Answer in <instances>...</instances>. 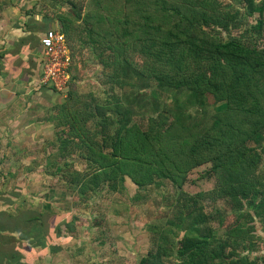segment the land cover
<instances>
[{"label": "trees", "instance_id": "16d2710c", "mask_svg": "<svg viewBox=\"0 0 264 264\" xmlns=\"http://www.w3.org/2000/svg\"><path fill=\"white\" fill-rule=\"evenodd\" d=\"M93 1L96 9L85 14V47L95 50L100 45L110 52L105 64L112 68L113 84L121 94L101 105L91 107L92 103H87L77 112L71 106L74 98H67L61 105L58 119L71 136L63 145L76 143L81 150L78 158L95 168L91 174L77 175L73 184L87 193L103 183L120 190L126 178L138 188L165 180L172 183L180 193L183 208L178 227L182 230L190 222L197 235L181 242L173 262H166L158 254L153 264H257L237 250L228 252L230 243L238 246L236 241L219 239L209 225L202 226L210 220L199 212L197 197L204 193L192 196L184 187L194 169L208 165L209 175L217 179L211 196L239 210L247 201L254 213L249 214L250 219L263 216L264 222V198L256 203L252 195L260 193L261 188L260 179L256 180L259 155L247 144L264 130V44L248 46L235 37L219 40L197 32L202 25L213 23L229 29V21L233 22L236 14H229L218 2L209 5L208 0H110L106 5L102 0ZM242 1L249 11L246 15H254L257 0ZM259 10L264 13V8ZM208 11L213 14L208 15ZM67 42L71 47L68 39ZM133 50L143 56L142 62L135 60ZM150 81L156 83L162 98L168 92L174 106L169 115L160 112L158 120L150 118L144 128L133 117L137 115L135 105ZM72 83L71 79L66 93ZM184 93L189 95L188 104L181 103L176 95ZM206 94L214 97L215 105L220 104L208 126L195 122L187 108L196 105L205 109ZM159 105L156 103L155 113ZM109 112L118 116L112 133L107 131ZM92 120L95 124L101 122L104 129L91 130L88 123ZM43 208L22 210L17 206L10 218L28 231L32 242L43 243L46 248L50 230L45 217L49 208ZM5 210L3 213L8 215ZM71 224H66L70 232L74 230ZM253 229L252 221L248 224L238 220L226 237L248 240ZM56 231L52 240L56 245L51 248L54 253L60 251L57 242L73 239Z\"/></svg>", "mask_w": 264, "mask_h": 264}, {"label": "rangeland", "instance_id": "374dc122", "mask_svg": "<svg viewBox=\"0 0 264 264\" xmlns=\"http://www.w3.org/2000/svg\"><path fill=\"white\" fill-rule=\"evenodd\" d=\"M108 1L102 0V3L109 5ZM217 2L229 14H236L233 22L229 21V29L224 30L221 25L213 23L210 26L202 25L197 32L219 40L235 37L248 46L264 44V13L259 10V7L261 10L264 8V0H257L258 10L252 16L246 15L249 11L243 6L242 0H208L209 5ZM96 6L93 0H28V6L24 9L26 15H39L40 19L49 22L47 30L64 32L71 43L69 49L73 68L70 79L73 83L69 92H73L71 95L69 92H54L50 100L44 101L43 110H38L35 117L38 120L37 129L31 127L25 132L27 140L33 143L26 141L21 146L31 161H21L22 173L5 177L7 185L2 186L0 183V188L7 187L6 197L14 202L9 206L11 211H15L18 205L22 210L42 211L43 207L49 208L46 211L49 214L45 217L46 228L50 230L47 247L39 244L29 247L27 253L34 250V254L28 256V261L33 260L31 264H153L158 254L163 255L166 262H173L181 242L197 234L191 230L190 222L182 230L178 227L177 221L183 208L179 203L180 193L172 183L165 180L159 185L138 188L126 178L120 190L103 183L99 189L87 193L80 192V186L73 184L77 175L91 174L95 168L78 158L81 150L76 143L63 145L66 140H71V136L58 119L61 105L67 98L71 97V101L74 98L71 106L77 112L87 103H92L91 107L101 105L121 94L120 88L113 84L112 68L105 64L110 52L100 45L95 50L85 47V14L94 11ZM212 14L208 11V15ZM133 53L135 60L142 62L143 56L135 50ZM145 89V94L135 105L137 115L133 117V121L144 128L150 124V118L158 120L160 112L169 115L174 106L167 91L161 97L154 81H150ZM176 95L181 103L188 104V94L184 93L181 97ZM205 99V109L196 105L187 108L195 122L208 126L220 104L215 105L211 94H206ZM156 103L161 107L157 113L154 112ZM203 113L206 114L205 119ZM108 116L110 122L107 131L112 133L117 126L118 116L114 112H109ZM88 126L97 132L104 129L101 122L95 124L93 120L89 121ZM247 144L259 155L256 180L260 179L261 188L260 193L253 192L252 195L255 202L260 203L264 198V130ZM209 174L208 165L194 169L184 187L192 196L204 193L201 198L197 197L199 212L208 215L210 220L202 226L209 225L219 239L236 241L238 246L230 243L228 252L237 250L250 261L263 264V216H254V220H251L249 214L254 213L247 201L244 203L245 208L239 210L226 200H215L211 195L217 187V179ZM238 220L248 224L253 222V234L248 240L226 237ZM65 223H72L74 230L70 232ZM56 230L63 231L73 239L57 242L60 251L54 253L51 248L56 245L52 243L57 235Z\"/></svg>", "mask_w": 264, "mask_h": 264}, {"label": "crops", "instance_id": "0c3cea01", "mask_svg": "<svg viewBox=\"0 0 264 264\" xmlns=\"http://www.w3.org/2000/svg\"><path fill=\"white\" fill-rule=\"evenodd\" d=\"M27 6L28 0H0V177H3L0 178V183L2 186L7 185L5 177L22 173L21 161H31L27 153L21 150L23 144L33 143L27 140L25 132L31 127L33 130L37 129L38 120L35 119L37 111H42L44 101L50 100L54 95L52 88L41 85L44 56L40 40L46 33L49 22L40 19L39 15H34L35 17L26 15L24 9ZM6 188H0V212H2L0 213V264H31L33 260L28 261V256L31 257L34 250L31 249L32 251L27 253L29 247L38 244L42 247L43 243L32 242L28 231L12 222L10 216L15 211L9 209L12 203L6 197ZM6 208L8 215L3 213L6 212ZM31 242L33 245H29ZM38 248L36 246V250Z\"/></svg>", "mask_w": 264, "mask_h": 264}, {"label": "built area", "instance_id": "2783aa9c", "mask_svg": "<svg viewBox=\"0 0 264 264\" xmlns=\"http://www.w3.org/2000/svg\"><path fill=\"white\" fill-rule=\"evenodd\" d=\"M43 48V70L41 85L65 92L71 78L73 57L66 36L53 29L47 30L40 40Z\"/></svg>", "mask_w": 264, "mask_h": 264}]
</instances>
